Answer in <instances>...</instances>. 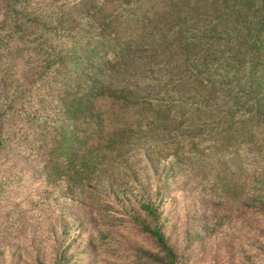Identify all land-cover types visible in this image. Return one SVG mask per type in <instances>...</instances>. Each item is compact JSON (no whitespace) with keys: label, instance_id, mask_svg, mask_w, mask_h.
I'll return each instance as SVG.
<instances>
[{"label":"trees","instance_id":"16d2710c","mask_svg":"<svg viewBox=\"0 0 264 264\" xmlns=\"http://www.w3.org/2000/svg\"><path fill=\"white\" fill-rule=\"evenodd\" d=\"M0 114V148L14 116H34L40 169L83 191L108 156L187 169L184 215L206 264H229L230 243L264 228V0H0ZM203 172L211 183L195 186ZM157 209L141 204L148 221L134 220L151 263L187 264Z\"/></svg>","mask_w":264,"mask_h":264},{"label":"rangeland","instance_id":"374dc122","mask_svg":"<svg viewBox=\"0 0 264 264\" xmlns=\"http://www.w3.org/2000/svg\"><path fill=\"white\" fill-rule=\"evenodd\" d=\"M112 58L107 54L105 62L110 63ZM32 118L14 116L10 131L7 128L3 132L0 253L5 255L0 257V264H32L38 254L47 264H52L56 256H61L62 264H153L148 252L155 248L137 231L134 222L135 218L148 221L140 210L144 203L158 208L155 222L169 243L187 254V264L208 262L205 234L200 235L199 228L188 224V219L197 220L191 215L193 208L188 218L184 215L191 203L186 201L181 191L183 182L178 178L187 169L178 174L167 158L152 153L147 157L148 163L129 160L122 166L108 156L96 165V180L83 191L77 189V177L62 174L54 178L49 175L50 178L40 169V126L31 124ZM118 122L122 123L119 118ZM108 125L102 137L121 126ZM83 130L94 134L95 129ZM100 153L93 151L96 157L92 161H97ZM203 173L191 176L195 186L211 183ZM258 194H264V178ZM261 196L257 200H264ZM259 228L230 243L225 254L229 264H264V228ZM184 232L189 234L185 236ZM141 249L145 252L140 253ZM222 256L219 251L217 261L222 262Z\"/></svg>","mask_w":264,"mask_h":264}]
</instances>
